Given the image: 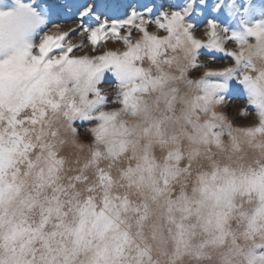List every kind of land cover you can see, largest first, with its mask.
Instances as JSON below:
<instances>
[{"label": "clouds", "instance_id": "1", "mask_svg": "<svg viewBox=\"0 0 264 264\" xmlns=\"http://www.w3.org/2000/svg\"><path fill=\"white\" fill-rule=\"evenodd\" d=\"M59 2L0 0V264H264V0Z\"/></svg>", "mask_w": 264, "mask_h": 264}, {"label": "rangeland", "instance_id": "2", "mask_svg": "<svg viewBox=\"0 0 264 264\" xmlns=\"http://www.w3.org/2000/svg\"><path fill=\"white\" fill-rule=\"evenodd\" d=\"M51 5V18L52 20L60 19H74L75 9L72 12H68L65 5L60 4L59 0H48ZM76 0H67V4H75ZM97 5L104 3L106 5H115L112 11L119 13L122 9L123 0H95ZM107 10V9H106ZM95 11V9H94ZM126 12V9H124Z\"/></svg>", "mask_w": 264, "mask_h": 264}]
</instances>
